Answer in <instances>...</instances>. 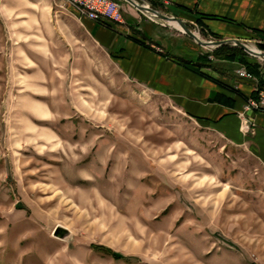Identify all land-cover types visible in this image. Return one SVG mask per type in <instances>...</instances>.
Returning a JSON list of instances; mask_svg holds the SVG:
<instances>
[{"label": "rangeland", "instance_id": "rangeland-1", "mask_svg": "<svg viewBox=\"0 0 264 264\" xmlns=\"http://www.w3.org/2000/svg\"><path fill=\"white\" fill-rule=\"evenodd\" d=\"M80 19L0 0V264H264L262 164L123 76Z\"/></svg>", "mask_w": 264, "mask_h": 264}, {"label": "crops", "instance_id": "crops-1", "mask_svg": "<svg viewBox=\"0 0 264 264\" xmlns=\"http://www.w3.org/2000/svg\"><path fill=\"white\" fill-rule=\"evenodd\" d=\"M134 1L183 20L208 41L236 39L248 47L264 46V0ZM124 3L121 24L80 19L91 39L131 82L168 98L187 118L246 149L264 168V116L243 109L249 98L256 97L255 86L264 87V60L242 49L246 54L242 59L214 57L178 29L147 20ZM204 54H209L207 60L201 58ZM241 69L253 78H239ZM242 113L254 122L252 134L242 133Z\"/></svg>", "mask_w": 264, "mask_h": 264}, {"label": "built area", "instance_id": "built-area-1", "mask_svg": "<svg viewBox=\"0 0 264 264\" xmlns=\"http://www.w3.org/2000/svg\"><path fill=\"white\" fill-rule=\"evenodd\" d=\"M64 4L72 8L80 18L100 24H121L123 23V6L124 0H62ZM141 15V13H140ZM143 16V15H141ZM144 17V16H143ZM150 21H155L154 17L148 15L145 17ZM183 33L181 30H179ZM260 52V51H258ZM241 79L251 80L253 77L246 70L241 69L237 72ZM255 98H249L244 104V112H257L264 116V87L258 84L255 86ZM241 130L243 134H252L254 122L245 118L241 114Z\"/></svg>", "mask_w": 264, "mask_h": 264}, {"label": "water", "instance_id": "water-1", "mask_svg": "<svg viewBox=\"0 0 264 264\" xmlns=\"http://www.w3.org/2000/svg\"><path fill=\"white\" fill-rule=\"evenodd\" d=\"M126 3L130 4L131 6H133L134 8H136L139 13H141V15H143L144 17H146L143 13V10L146 9L150 15H152L156 20H160L166 23L169 22H176L179 26V28L181 29V31L187 35L188 37H190L191 39H193L198 45H200L201 47H219V46H234L237 48L242 49L243 51H245L247 54L263 59L264 60V53L262 52H253L252 50H250L248 48V46L242 42H240L239 40L236 39H225V40H219V41H202L201 39L198 38V36H196L187 26V24L178 18L172 17V16H167L165 14L159 13L156 10H153L152 8L143 6V5H139L137 4L134 0H124ZM146 7V8H145Z\"/></svg>", "mask_w": 264, "mask_h": 264}, {"label": "trees", "instance_id": "trees-1", "mask_svg": "<svg viewBox=\"0 0 264 264\" xmlns=\"http://www.w3.org/2000/svg\"><path fill=\"white\" fill-rule=\"evenodd\" d=\"M261 50H264V46H260ZM209 54H205L203 55L201 58L207 60ZM210 55H213L214 57H226L227 59H235L236 57L239 58H244V56L246 55L245 52H243L241 49L236 48V47H228V46H220L216 49H214ZM190 65L196 67L199 66V63H195L192 64L191 62H187ZM262 85H264V82H262ZM92 249L99 251L105 255L110 256L111 258L115 259V260H122V261H127L126 259H124L123 257L116 255L111 249L106 248L104 246H97V245H91L90 246Z\"/></svg>", "mask_w": 264, "mask_h": 264}, {"label": "bare ground", "instance_id": "bare-ground-1", "mask_svg": "<svg viewBox=\"0 0 264 264\" xmlns=\"http://www.w3.org/2000/svg\"><path fill=\"white\" fill-rule=\"evenodd\" d=\"M145 8H146V7H145ZM146 9H147V8H146ZM146 9L143 10L144 15H145V16H147V14L150 15L148 12H146V11H147ZM150 16H151V15H150ZM167 24L170 25L171 27L175 28V29L181 30L176 22H169V23H167ZM248 48H249L250 50H252L253 52H258V51H257L254 47H252V46H250V47H248Z\"/></svg>", "mask_w": 264, "mask_h": 264}]
</instances>
